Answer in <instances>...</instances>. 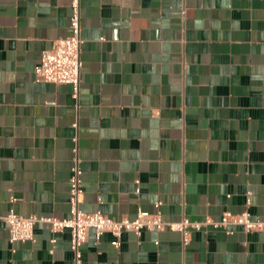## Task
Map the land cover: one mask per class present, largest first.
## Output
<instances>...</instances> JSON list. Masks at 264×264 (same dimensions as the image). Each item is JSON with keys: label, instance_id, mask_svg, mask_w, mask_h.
<instances>
[{"label": "crops", "instance_id": "crops-1", "mask_svg": "<svg viewBox=\"0 0 264 264\" xmlns=\"http://www.w3.org/2000/svg\"><path fill=\"white\" fill-rule=\"evenodd\" d=\"M80 4L75 100L32 73L70 35V0H0V216L69 217L77 137L84 213L133 219L160 203L169 222L263 219L264 0ZM69 244L42 223L10 243L0 223V264H74ZM81 251L82 264H264V233L206 229L185 247L170 230L123 233L116 248L90 231Z\"/></svg>", "mask_w": 264, "mask_h": 264}, {"label": "built area", "instance_id": "built-area-1", "mask_svg": "<svg viewBox=\"0 0 264 264\" xmlns=\"http://www.w3.org/2000/svg\"><path fill=\"white\" fill-rule=\"evenodd\" d=\"M71 15L69 18L70 35L57 39L50 48L42 51L39 62L33 68L34 81L54 85H70L72 96L78 99L81 81V4L80 0H70ZM72 165L70 168L68 206L69 217L56 219L54 217L20 216L10 211L0 216L10 243L34 242V227L38 223L47 224L52 234L68 231L69 248L73 255L74 264H82V246L86 243L88 233L93 231L96 241L104 234L113 238V245L118 248L123 233H133L139 236L143 231L159 233L165 230L179 233L182 245L190 242L191 233L206 229L227 231L230 227H240L246 233H264L263 219L254 220L247 211L240 214L225 212L218 220L206 217L201 220H190L182 217L177 222L163 220L158 211L160 203L154 205L156 211L147 213L138 211L133 219L110 218L99 211L84 213L80 205L83 201V186L78 159V138L72 139ZM14 202V199H11ZM247 204L249 202L247 201ZM54 245L55 240L50 241ZM52 250H50L51 252Z\"/></svg>", "mask_w": 264, "mask_h": 264}]
</instances>
